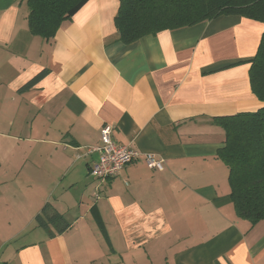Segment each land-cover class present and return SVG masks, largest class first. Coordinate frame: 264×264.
<instances>
[{
	"label": "crops",
	"instance_id": "1",
	"mask_svg": "<svg viewBox=\"0 0 264 264\" xmlns=\"http://www.w3.org/2000/svg\"><path fill=\"white\" fill-rule=\"evenodd\" d=\"M119 6L89 0L45 40L26 0H0V264H264V219L237 215L215 122L263 105L250 67L264 22L124 44ZM105 125L164 170L141 157L95 178Z\"/></svg>",
	"mask_w": 264,
	"mask_h": 264
},
{
	"label": "trees",
	"instance_id": "2",
	"mask_svg": "<svg viewBox=\"0 0 264 264\" xmlns=\"http://www.w3.org/2000/svg\"><path fill=\"white\" fill-rule=\"evenodd\" d=\"M89 0H26L30 32L53 39L62 24ZM236 15L264 22V0H120L115 17L119 40L134 43L163 30L194 26L220 16ZM250 83L263 103L254 112L220 116L225 146L217 157L229 169L230 197L238 216L252 223L264 219V33L251 60ZM54 217L60 218L59 213ZM39 222L45 224L42 215Z\"/></svg>",
	"mask_w": 264,
	"mask_h": 264
},
{
	"label": "built area",
	"instance_id": "3",
	"mask_svg": "<svg viewBox=\"0 0 264 264\" xmlns=\"http://www.w3.org/2000/svg\"><path fill=\"white\" fill-rule=\"evenodd\" d=\"M102 144L92 150L100 151V158L94 162L91 174L102 181L114 178L120 174L124 167L141 157H144L152 169L164 170L165 159L156 154L145 153L128 145L118 144L113 138V128L105 125L101 130Z\"/></svg>",
	"mask_w": 264,
	"mask_h": 264
}]
</instances>
